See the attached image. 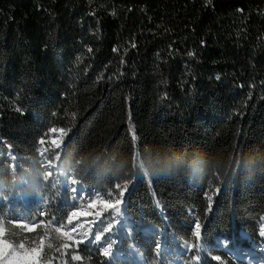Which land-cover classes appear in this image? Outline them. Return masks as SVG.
Wrapping results in <instances>:
<instances>
[{"label":"trees","instance_id":"16d2710c","mask_svg":"<svg viewBox=\"0 0 264 264\" xmlns=\"http://www.w3.org/2000/svg\"><path fill=\"white\" fill-rule=\"evenodd\" d=\"M70 178L112 203L128 185L101 216L119 218L110 258L63 248L52 230L74 209ZM263 220L264 0H0L9 251L36 248L40 264H253L234 250L261 241Z\"/></svg>","mask_w":264,"mask_h":264},{"label":"rangeland","instance_id":"374dc122","mask_svg":"<svg viewBox=\"0 0 264 264\" xmlns=\"http://www.w3.org/2000/svg\"><path fill=\"white\" fill-rule=\"evenodd\" d=\"M52 139L56 145H60L62 142L61 133L58 131L53 132ZM68 184L71 188V191L76 196L72 213L75 212L77 213V215L72 217L71 223H67V225L63 229H61L62 233H70L73 238L69 240L64 237L67 240L68 245L66 249H77L79 245H90L100 248L101 245L105 244L106 242H114L115 234L111 232L103 234L100 243L92 242V238L97 234V229L101 224H104L101 220L102 214L108 213L113 210V208L109 207L108 204L105 203L110 201L99 195H95L86 191L84 188L80 187L72 178L69 179ZM112 216L113 217L111 223L112 225H114V223L118 222L119 218L117 217L115 212ZM262 226H264V220L261 224V227ZM35 227L36 226H30V229H35ZM120 227L128 228L129 225L121 224ZM89 229H91L90 232ZM84 232H88L87 237L81 235V233ZM105 237H107L108 240H106ZM76 241H80L78 246ZM221 242L225 246L228 245L227 241ZM251 244L252 249L247 250L237 247V249L234 250V253L240 257H245L253 264H264V237H261L260 242H251ZM6 253L8 252L6 251ZM2 264H5V261ZM59 264H66V261H61Z\"/></svg>","mask_w":264,"mask_h":264},{"label":"snow or ice","instance_id":"6c2138e0","mask_svg":"<svg viewBox=\"0 0 264 264\" xmlns=\"http://www.w3.org/2000/svg\"><path fill=\"white\" fill-rule=\"evenodd\" d=\"M208 4L212 3V0H207ZM135 45H133L134 47ZM89 51H91V49H89ZM217 79H219V77H217ZM17 111H19V109H17ZM53 132H55L56 130L53 129ZM61 132H63L64 130L61 129ZM133 137L135 136V133L132 134ZM41 143H44L43 140H41ZM128 185L125 184L123 187L121 186H117L116 189L119 190L118 192V198L115 199L114 203L112 202H105L108 204L109 207L113 208V209H117L118 206H120L121 204V200L124 197L125 192L127 191ZM219 189H216V191H218ZM109 196H111V193H107ZM208 202H209V211L211 210V206H212V201H213V196L212 195H208L207 196ZM77 213L73 212L69 215L68 217V223L72 222V217L76 216ZM114 215V212H113ZM112 223L108 222L107 225L105 226L104 224H101L100 227L97 229V234L92 238V242L94 243H100L102 240V236L105 233H109L112 230ZM25 227H28L27 225H25ZM48 228H46L45 230V236H47V232H48ZM53 231L57 232V233H61V235H63L66 239H73L70 233H62L60 228H56V229H52ZM91 231V229H89V232ZM4 232H5V226L4 225H0V260H5V264H40L39 261V250H37L36 248H32V249H27L24 248L23 243H21L19 245V249H12L11 251H9L10 249V245L3 239L4 236ZM260 236L264 237V226L261 227L260 229ZM82 236L87 237L88 236V232H84L81 233ZM193 235L199 239L201 237V224L197 221L195 223V228H194V232ZM60 237L58 236L57 239H59ZM80 241H76L77 246L79 244ZM112 243L111 242H106L105 244H102L100 247V251L102 253V255L106 258H110L111 257V251H112ZM41 244H43V239L41 240ZM49 247H51V245H49ZM61 247L63 248H67L68 245L67 244H62ZM192 248H196L199 249L200 248V244L197 243L195 245L189 244V250L191 251ZM42 250V248L40 249ZM8 251V257L7 259H5V252ZM57 251H60L59 248H57ZM71 259L73 261H80L82 259L81 256L79 255H72ZM213 259H215L216 261H221V257L216 256L213 257ZM200 260V256L197 253L194 256V262L195 261H199Z\"/></svg>","mask_w":264,"mask_h":264}]
</instances>
